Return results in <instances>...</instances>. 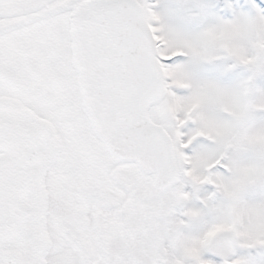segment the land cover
<instances>
[{
	"label": "snow or ice",
	"instance_id": "6c2138e0",
	"mask_svg": "<svg viewBox=\"0 0 264 264\" xmlns=\"http://www.w3.org/2000/svg\"><path fill=\"white\" fill-rule=\"evenodd\" d=\"M0 264H264V0H0Z\"/></svg>",
	"mask_w": 264,
	"mask_h": 264
}]
</instances>
